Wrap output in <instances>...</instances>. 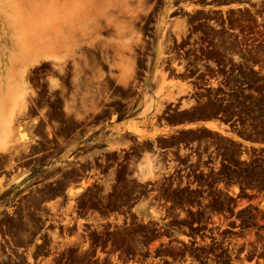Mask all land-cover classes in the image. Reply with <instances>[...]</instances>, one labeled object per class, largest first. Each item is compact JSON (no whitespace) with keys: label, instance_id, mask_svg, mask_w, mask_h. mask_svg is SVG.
Listing matches in <instances>:
<instances>
[{"label":"flooded vegetation","instance_id":"flooded-vegetation-1","mask_svg":"<svg viewBox=\"0 0 264 264\" xmlns=\"http://www.w3.org/2000/svg\"><path fill=\"white\" fill-rule=\"evenodd\" d=\"M168 1L157 0L140 22L102 25L107 28L101 30L97 25L91 47L81 41L75 62L59 70L50 65V70L33 75L35 100L25 123L37 135L30 137L26 151L0 166V178L23 175L17 186H0V264L18 262L14 255L24 250L16 246L20 242H28L33 251L45 248L44 241L57 227L63 241L70 233L94 245L118 231L125 238H158L160 250L171 247L177 253L179 244L169 241L182 233L202 264L210 263L207 252L212 248L218 264L225 262L228 231H241L229 228L233 219L227 216L226 201L217 215L210 197L219 190L227 194L225 145L215 165L209 138L197 134L215 132L205 122L227 128V96L220 87L196 80L206 73L197 69L209 63L203 54L207 50L196 43L200 23L175 22L183 14L190 19L183 6L200 0H173L174 5L167 6ZM176 30L186 34L177 35ZM127 31L138 37L133 50L127 43L130 51L127 44L119 47ZM158 45L166 53V72L178 74L174 64H187L185 73L192 76L188 81L197 83L183 88L178 102H148L155 92L147 81ZM125 62L132 69L130 78L120 76L117 68ZM51 80L57 81V88L50 87ZM214 105L219 106V120H201L211 115ZM133 123H139L143 135L125 129ZM154 130L158 132L152 135ZM148 157L167 173L156 184L135 178L137 165ZM137 207L144 215H137ZM151 209L154 219L147 218Z\"/></svg>","mask_w":264,"mask_h":264},{"label":"rangeland","instance_id":"rangeland-1","mask_svg":"<svg viewBox=\"0 0 264 264\" xmlns=\"http://www.w3.org/2000/svg\"><path fill=\"white\" fill-rule=\"evenodd\" d=\"M156 1L0 0V166L21 150L26 151L27 145L33 141L30 137L37 135L34 130L29 132L31 127L25 123L29 120L27 113L18 117V108L13 105V98L19 96L27 105V112L34 102L33 75L50 70V65L59 70L65 63L75 62L82 48L81 41L91 47L97 25L101 30L107 28L102 25L140 22L155 8ZM166 5H174L173 0ZM183 7L190 19L183 18V14L182 19L175 22L200 23L195 30L196 43L207 50L203 54L204 60L209 62L208 67L197 69L206 73L196 77V80H200V85L220 87L227 96L226 122L230 123L227 128L212 121L214 125L211 124L209 129L215 132L200 131L197 134L209 138V144L216 151L215 165L225 145L227 194L224 197L219 190L210 197L215 203L217 215L222 202L226 201L227 216L233 219L228 226L241 231H228L226 239L230 247L223 254V264H264V0H200ZM127 32V40L119 47L122 49L130 41L133 50L138 47V37L133 31ZM174 33L184 36L186 31L176 30ZM126 48L130 51L128 44ZM165 54L158 45L156 60L147 81L148 87L155 89L154 96L148 98L149 103L178 102L184 97L181 96L185 93L183 88L197 85L188 81L192 76L185 73L187 64H174L173 70L178 74L166 72ZM117 68L120 76H132L127 62ZM50 82L52 89L58 87L57 81ZM210 111V116L200 119L219 120L215 115L220 111L219 106H211ZM6 117L10 127L6 126ZM138 125L133 123L125 129L141 136L143 133ZM26 130L29 131L26 133ZM157 132L154 130L152 135ZM164 174L167 173L163 166L148 157L137 165L135 178L156 184ZM22 176L17 174L9 180L0 178V186H17ZM135 212L144 215L141 207H137ZM147 218H156L154 209L147 214ZM97 226L103 228V225ZM101 228L99 232L103 231ZM113 234L97 239L92 245L78 236L70 237V233L63 241L57 227V231L44 241L45 248L33 251V248L28 249V242H20L16 246L24 250L14 255L18 262L7 261L5 264L203 263L201 255L193 253L192 241L182 233L169 241L179 244V253L171 247L160 250L162 245L158 238H125L118 231ZM213 250L207 252L212 257L209 264H218L216 259L219 255H215ZM23 253L26 255L23 256Z\"/></svg>","mask_w":264,"mask_h":264},{"label":"bare ground","instance_id":"bare-ground-1","mask_svg":"<svg viewBox=\"0 0 264 264\" xmlns=\"http://www.w3.org/2000/svg\"><path fill=\"white\" fill-rule=\"evenodd\" d=\"M13 105L14 106H16L17 108H18V110H17V115H19L18 117H23L24 116V114L26 113V104L24 103V101H23V99L21 98V97H19V96H16V97H14L13 98ZM16 114H14V115H16ZM14 115H13V118H14ZM23 115V116H22ZM16 117V116H15ZM12 118V119H13ZM11 119V120H12ZM14 119H16V118H14ZM13 119V120H14ZM5 120H7V117L5 118ZM6 123H7V125L6 126H8L9 125V127H10V123H9V121L7 120L6 121ZM27 126V125H26ZM207 127L209 128L210 127V125H207ZM27 129V128H26ZM30 129V128H29ZM8 130V129H7ZM24 131V130H23ZM27 131H29V130H26V133H27ZM9 132H10V130H9ZM15 134H17V133H15ZM19 135V134H18ZM14 138V137H13ZM31 141V140H30ZM18 145V144H17ZM25 145H27V144H25ZM22 147H23V145H22ZM21 147V148H22ZM27 147H29L28 145H27ZM24 148H26V147H24ZM15 149V148H14ZM19 149V148H18ZM27 149V148H26ZM21 151H24V150H21ZM6 152H7V150H6ZM17 152V151H16ZM12 157V156H11ZM13 167V166H12Z\"/></svg>","mask_w":264,"mask_h":264},{"label":"crops","instance_id":"crops-1","mask_svg":"<svg viewBox=\"0 0 264 264\" xmlns=\"http://www.w3.org/2000/svg\"><path fill=\"white\" fill-rule=\"evenodd\" d=\"M211 124L214 125L213 122H205V123H204V126H205L206 128H208L207 125H211ZM208 129H209V128H208Z\"/></svg>","mask_w":264,"mask_h":264}]
</instances>
